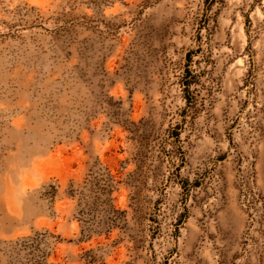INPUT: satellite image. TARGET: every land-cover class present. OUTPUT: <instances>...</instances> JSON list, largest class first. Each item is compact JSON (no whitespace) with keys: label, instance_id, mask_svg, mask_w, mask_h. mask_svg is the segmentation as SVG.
<instances>
[{"label":"rangeland","instance_id":"374dc122","mask_svg":"<svg viewBox=\"0 0 264 264\" xmlns=\"http://www.w3.org/2000/svg\"><path fill=\"white\" fill-rule=\"evenodd\" d=\"M100 168L113 211L69 195ZM44 232L48 264H264V0H0V264Z\"/></svg>","mask_w":264,"mask_h":264},{"label":"trees","instance_id":"16d2710c","mask_svg":"<svg viewBox=\"0 0 264 264\" xmlns=\"http://www.w3.org/2000/svg\"><path fill=\"white\" fill-rule=\"evenodd\" d=\"M114 187V178L109 169L100 168L84 185H80L77 189L72 187L69 195L72 198H78L81 204L93 201L92 206L89 205V211H93L98 202H103L106 207L113 211L112 195ZM52 190L54 191L49 194L54 197L56 190L53 187ZM52 237L53 235L49 232L37 233L33 237L12 245L9 254L13 256L18 264H48L49 252L47 247L50 246L48 241Z\"/></svg>","mask_w":264,"mask_h":264}]
</instances>
